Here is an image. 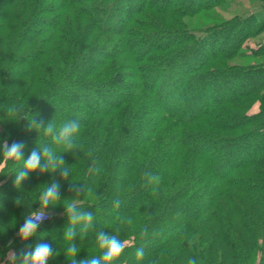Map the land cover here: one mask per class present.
Listing matches in <instances>:
<instances>
[{
	"label": "trees",
	"instance_id": "1",
	"mask_svg": "<svg viewBox=\"0 0 264 264\" xmlns=\"http://www.w3.org/2000/svg\"><path fill=\"white\" fill-rule=\"evenodd\" d=\"M241 1L248 11L231 10ZM227 6L229 19L212 14ZM263 37L264 0H0V144L22 141L25 160L48 144L71 172L37 171L16 186L23 161L0 155V264L10 241L17 253L49 243L48 264H70L72 198L94 217L86 239L77 228L78 262L99 255L96 233L119 227L128 246L117 264H264ZM12 105L23 111L8 114ZM32 119L78 121L80 150L29 129ZM53 182L61 201L21 241Z\"/></svg>",
	"mask_w": 264,
	"mask_h": 264
},
{
	"label": "clouds",
	"instance_id": "2",
	"mask_svg": "<svg viewBox=\"0 0 264 264\" xmlns=\"http://www.w3.org/2000/svg\"><path fill=\"white\" fill-rule=\"evenodd\" d=\"M7 113L10 115L19 114L23 111L22 105H12L7 107ZM28 128L43 131L45 136L51 137L56 145H63L66 152L79 151L80 145L77 142L76 133L80 130V124L76 120H66L57 128L53 120L49 121L46 125L44 123H36L34 119L28 120ZM40 133V132H39ZM24 143L22 141H13L8 144L4 141L0 144V155L5 160L10 161H23V167L15 172L16 186L21 184L29 178L31 173L39 171L55 172L57 169L62 170L61 175L64 179L70 176V167L65 164V161L60 155H57L52 147L48 144H42L35 147L30 153L29 157L25 160L23 158ZM99 171V169H96ZM147 185L156 186L160 183V176L151 172L144 174ZM60 184L53 182L50 186H46L39 196V209L28 213L24 222L21 224L17 233L21 241H27L29 238L36 235L37 229L41 222L48 218L47 209L49 206H56L60 197ZM72 191L78 195L84 193L85 188L79 183H71ZM88 195L92 196L93 191L91 188L88 190ZM121 201L116 199L114 207L119 209ZM65 214L68 217V226L64 230V240L70 243L66 247L64 254L69 260L70 264H117V261L124 253L125 248L128 246V241L120 238L119 232L121 229L118 227L115 232H105L103 230L95 234L96 246L99 250V255H93L79 262L75 259L80 251V248L74 243V238L77 237V228L79 227V239L87 238L88 232L93 226V213L84 211L79 206V201L76 198L65 199L63 203ZM115 221L119 225H132L133 220L131 217L122 216L117 214ZM148 235L147 229H142L139 233L140 239H146ZM11 241L9 242L10 250L3 264H48V261L53 258L57 253L51 244L45 242H38L34 246H29L27 249H22L19 253L11 250ZM135 257L137 260H143L145 257V249L143 246L137 247L135 250ZM149 264H159V259H153ZM187 264H197L195 258L189 257Z\"/></svg>",
	"mask_w": 264,
	"mask_h": 264
},
{
	"label": "rangeland",
	"instance_id": "3",
	"mask_svg": "<svg viewBox=\"0 0 264 264\" xmlns=\"http://www.w3.org/2000/svg\"><path fill=\"white\" fill-rule=\"evenodd\" d=\"M239 5V6H238ZM238 5L237 3H235L232 7H231V10H234L236 12H246L248 11V9L251 7V3L250 2H247V1H241V2H238ZM236 8V10H235ZM227 9H230V7L228 8L225 7H219L217 8L216 10H214L212 12V14H214V16H218L219 18H222V19H229L232 15L231 13L229 14V12H226ZM242 9V10H241ZM235 13V12H234ZM264 38V37H263ZM257 109H258V106H255L252 110V112H257Z\"/></svg>",
	"mask_w": 264,
	"mask_h": 264
},
{
	"label": "built area",
	"instance_id": "4",
	"mask_svg": "<svg viewBox=\"0 0 264 264\" xmlns=\"http://www.w3.org/2000/svg\"><path fill=\"white\" fill-rule=\"evenodd\" d=\"M48 220V218L47 219H45V220H43L41 223H43V222H45V221H47Z\"/></svg>",
	"mask_w": 264,
	"mask_h": 264
}]
</instances>
